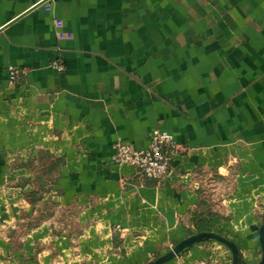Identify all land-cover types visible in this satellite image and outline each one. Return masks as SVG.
I'll return each instance as SVG.
<instances>
[{
	"label": "crops",
	"instance_id": "0c3cea01",
	"mask_svg": "<svg viewBox=\"0 0 264 264\" xmlns=\"http://www.w3.org/2000/svg\"><path fill=\"white\" fill-rule=\"evenodd\" d=\"M196 211L264 264V0H0V264H235Z\"/></svg>",
	"mask_w": 264,
	"mask_h": 264
},
{
	"label": "built area",
	"instance_id": "2783aa9c",
	"mask_svg": "<svg viewBox=\"0 0 264 264\" xmlns=\"http://www.w3.org/2000/svg\"><path fill=\"white\" fill-rule=\"evenodd\" d=\"M53 66L60 72L65 70L62 61H55ZM9 73L13 81L18 79L19 70L16 67H10ZM114 149L112 161L116 165H130L141 177L162 179L171 173L172 160L179 147L172 134L154 128L147 148L135 149L129 144L118 143Z\"/></svg>",
	"mask_w": 264,
	"mask_h": 264
},
{
	"label": "trees",
	"instance_id": "16d2710c",
	"mask_svg": "<svg viewBox=\"0 0 264 264\" xmlns=\"http://www.w3.org/2000/svg\"><path fill=\"white\" fill-rule=\"evenodd\" d=\"M222 219L223 217L216 213H201L197 211L193 213L194 224L200 233L213 232Z\"/></svg>",
	"mask_w": 264,
	"mask_h": 264
},
{
	"label": "water",
	"instance_id": "95a60500",
	"mask_svg": "<svg viewBox=\"0 0 264 264\" xmlns=\"http://www.w3.org/2000/svg\"><path fill=\"white\" fill-rule=\"evenodd\" d=\"M202 236L213 237V238L219 239V240L223 241L224 243L230 245L232 247L233 252H234V261H235V264L238 263L239 254H238L237 247L230 240H228L225 237H222L220 235L214 234L212 232L200 233L196 238H200ZM261 241H262V244L264 246V223H263L262 228H261ZM177 250L178 249H175L173 252L169 253V255H173L174 253L177 252Z\"/></svg>",
	"mask_w": 264,
	"mask_h": 264
}]
</instances>
